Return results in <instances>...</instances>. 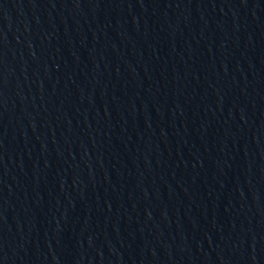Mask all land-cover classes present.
Returning <instances> with one entry per match:
<instances>
[{
	"label": "water",
	"instance_id": "water-1",
	"mask_svg": "<svg viewBox=\"0 0 264 264\" xmlns=\"http://www.w3.org/2000/svg\"><path fill=\"white\" fill-rule=\"evenodd\" d=\"M0 264H264V0H0Z\"/></svg>",
	"mask_w": 264,
	"mask_h": 264
}]
</instances>
